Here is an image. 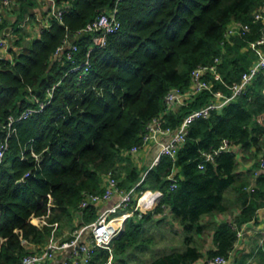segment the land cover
<instances>
[{"label":"trees","instance_id":"trees-1","mask_svg":"<svg viewBox=\"0 0 264 264\" xmlns=\"http://www.w3.org/2000/svg\"><path fill=\"white\" fill-rule=\"evenodd\" d=\"M115 1L69 0L60 18L49 17L39 37L18 52L10 50L11 61L0 59V124L9 115L37 108L52 88L43 108L13 124L15 130L0 160V264H21L29 253L25 242L44 243L55 223L73 229L83 194L101 192L102 176L108 171L117 178L123 171L118 185L124 190L136 183L137 191L160 190L163 195L154 211L168 206L182 230L179 247L145 261L143 250L152 239L145 237L144 224L152 212L140 218L135 212L113 241L112 255L120 264H133L139 257L142 264H193L202 255L205 228L212 224L203 219L225 212L232 203L239 207L232 220L236 227L223 220L213 223L216 249L207 252L208 257L227 256L238 225L264 206V173L247 192L246 182L238 178L234 152L220 148L226 140L244 151L261 150L263 71L221 110L192 120L174 162L161 155L150 168H141L127 153L141 142L147 122L163 113L165 94L171 88H189L195 67L211 64L219 56L221 81L212 78V89L229 92L227 86L237 82L254 59L249 43L260 35L261 24L252 14L263 0H119L116 18L120 28L108 35L105 46L89 52L86 74L70 71L86 58L92 42L90 33L78 35L77 30L113 8ZM233 20L248 22L250 32L221 46ZM66 36L77 46L73 62L66 57L67 50L53 59ZM210 97L208 90L189 96L185 104L162 115L163 126L176 128ZM4 136L0 126V140ZM213 151V159L204 157ZM173 166L180 171L171 189L166 176ZM229 191L234 199L228 197ZM82 213L84 222L95 219L93 206ZM32 217H43L45 222L36 225ZM107 256V249L97 247L87 264H103ZM256 262L264 264V252H259Z\"/></svg>","mask_w":264,"mask_h":264},{"label":"built area","instance_id":"built-area-1","mask_svg":"<svg viewBox=\"0 0 264 264\" xmlns=\"http://www.w3.org/2000/svg\"><path fill=\"white\" fill-rule=\"evenodd\" d=\"M3 6L10 4L11 0H1ZM49 3L50 10L49 16L57 18L61 17L64 11L63 6H58L56 0H46ZM119 0L115 1V6L108 11H103L97 14L92 20L88 21L82 28L77 30L76 34L90 33L92 42L89 45L86 58L80 63L75 64L69 68L70 71L80 70V75H84L88 71L89 67V52L97 47H103L106 45L108 35L115 33L120 28V21L116 18L117 8L116 5ZM254 21H258L261 24L260 35L249 43V47L256 55L251 64L244 70L237 82L227 86L229 92H223L221 90L212 89V78H218L221 81L217 65L221 62L219 56L214 57L211 64L199 65L190 72V84L189 88L182 91L178 88H171L164 96V110L159 116L152 118L147 122L144 133L141 137V142L132 146L127 153L135 154L141 150L145 145L150 142L158 140L160 135L170 134L168 141L160 147L159 154L156 161L161 155H165L171 158L174 162L176 154L180 146L186 140L187 128L189 124L198 117H207L213 110H221L227 103L234 100L237 96L244 93L248 86L252 83L257 73L263 71L264 73V0L253 11ZM3 21V17L0 14V23ZM250 24L241 20H233L224 31L223 39L221 40V46L227 43L232 44V38L239 34L244 35L250 32ZM66 36L62 43L57 47L55 54L59 55L66 51V57L73 62V52L76 51L77 46L73 42L68 41ZM13 59L12 54L8 50V43L6 39L0 33V59ZM203 90L211 92L210 100L202 107L194 109L183 117L178 126L174 129L163 126L162 115L170 112L174 108L185 104V99L188 96H192ZM264 92V87H263ZM52 95V88L47 92V98L43 101H38L37 108H26L17 116L9 115L5 122L0 124L1 128L5 130V136L3 140H0V160L3 158L5 151L7 150L8 143L7 138L15 130L13 124L23 118L28 117L34 111L40 110L47 103L48 99ZM230 144L225 140L220 147L221 149H227ZM213 152L204 153V157L208 160L213 159ZM259 169L264 171V153L259 158ZM200 168H203V164H199ZM28 174V173H27ZM25 174V176L27 175ZM177 172L175 166H173L170 172L167 174L166 179L170 181V188L176 187L177 184ZM105 183L101 192L98 193H84L81 201L78 205V211H81L88 207L94 206L99 201L107 200L113 195L118 196V201L108 208L101 210L92 222L88 225L81 227L75 234V236L69 240L61 241L60 243H50L42 250L29 252L25 254L21 259V264H44L45 261L54 256V253L61 248H68L70 250V259L74 264H87L97 247H101L108 250V256L103 264H115L112 247L115 237L120 230V224L116 221V213L119 209H124L125 214L123 219L129 215H133L135 212L137 217H141L142 214L147 213L149 210L155 208L163 193L160 190L144 189L139 192L135 202L134 192L135 187L129 190H124L118 185V179L111 171L105 174ZM143 198V199H142ZM144 202V203H143ZM87 229L89 235L86 239L81 238L83 231ZM204 264H229L227 256L216 254L211 257H207Z\"/></svg>","mask_w":264,"mask_h":264},{"label":"crops","instance_id":"crops-1","mask_svg":"<svg viewBox=\"0 0 264 264\" xmlns=\"http://www.w3.org/2000/svg\"><path fill=\"white\" fill-rule=\"evenodd\" d=\"M68 2L69 0H60L59 4L60 6H66ZM49 10L50 6L46 0H11L10 4L7 6H3L2 1L0 0V14L2 15L4 21L3 26L0 29V33L8 43L9 52H11L10 50L18 52L30 40L40 36L41 31L49 24ZM68 41L70 42L71 39L69 38ZM58 56L59 55L55 54L53 59ZM176 109L177 108H174L173 110ZM169 138L170 134L160 135L157 141L148 143L133 155L130 154L133 163L141 168H150L158 161H156V158L159 154L160 147L165 144ZM224 150L234 152L237 162V171L239 173L238 178L246 182L245 190L247 192L252 191L256 187L257 177L261 173H264V171H260L258 164L260 155L264 153V144H261V150L259 151H244L238 144H230V146ZM178 171L180 170L176 167V172ZM119 175L120 177L118 178L114 175L118 179V181L123 176L122 170L119 171ZM105 177V175L102 176V187L104 186L106 180ZM134 190L135 192L133 202H135L137 195L140 192L139 190ZM227 195L232 199L235 198V194L231 191L227 192ZM117 201L118 196L116 195H113L107 200L99 201L93 206L95 217L101 210L110 207ZM154 209L155 208L149 210V212H152L151 218L144 224L145 237L152 239L151 242H148V246H146V248L143 250L142 258L145 261H149L153 259L154 256L164 254L176 247H179L176 241L168 239H161L160 242L162 246H158L157 240H155V234L159 233V229H157L158 227L162 228L166 232V238L168 234H173V232L171 231L174 230L175 235L177 237L179 236L180 239H182L181 226L172 219L170 208L165 205L160 211H154ZM238 212L239 207H237L235 204L230 203L228 210H226L225 212H214L204 218L203 222L210 220L212 224H216L223 220L230 222L232 226L236 227L235 223H233L232 220ZM124 214L125 210L119 209L115 215L116 221L120 224L118 235L123 230L125 221L129 217L133 216L131 214L123 219L122 217ZM82 217L83 213L77 210L74 213L73 229L66 226L59 227L56 226L55 223L52 230L53 234L49 236L44 243L35 245L29 242H25V247L29 250V252H34L37 250H42L50 243H60L61 241L66 240L67 236L69 235L75 236L76 232L81 227L86 226L90 222H92V220L90 222H84ZM33 219H35V221H33ZM31 222L40 226L45 221L43 217H32ZM212 224L209 223L205 228V231L202 235V255L193 264H204L205 259L208 257V250L216 249V244L213 241V227L211 226ZM88 235L89 233L87 229H85L80 236L82 239H86ZM69 252L70 250L68 248L58 249L54 253V256L47 259L44 264H74L70 259ZM259 252H264V206H261L256 210L253 218L238 225L236 241L233 245V248L229 251L227 257L229 259V264H238L236 261L241 262V264H257L256 259ZM113 259L115 264H120L114 258V256Z\"/></svg>","mask_w":264,"mask_h":264},{"label":"rangeland","instance_id":"rangeland-1","mask_svg":"<svg viewBox=\"0 0 264 264\" xmlns=\"http://www.w3.org/2000/svg\"><path fill=\"white\" fill-rule=\"evenodd\" d=\"M253 54V53H252ZM254 55V58H255V54H253ZM157 229H159L158 231H159V233L158 234H155V240H157V244H158V246H162V244H161V239H168V240H173V241H176L177 242V245L178 246H180V244H181V239H180V237L178 236H176L175 235V232H174V230L173 231H171V232H173V234H168V236H167V238H166V232L162 229V228H160V227H158ZM162 242H163V240H162ZM147 255V254H146ZM140 258V257H139ZM139 258H136L137 260H135V261H133L132 263L133 264H142V262H141V260L139 259ZM149 258V257H148Z\"/></svg>","mask_w":264,"mask_h":264}]
</instances>
